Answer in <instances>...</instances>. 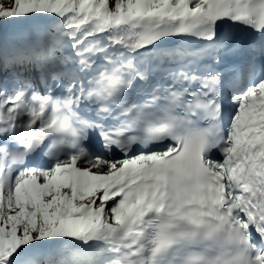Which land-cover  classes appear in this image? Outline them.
I'll return each instance as SVG.
<instances>
[{"label": "snow or ice", "instance_id": "1", "mask_svg": "<svg viewBox=\"0 0 264 264\" xmlns=\"http://www.w3.org/2000/svg\"><path fill=\"white\" fill-rule=\"evenodd\" d=\"M0 264H264V0H0Z\"/></svg>", "mask_w": 264, "mask_h": 264}]
</instances>
